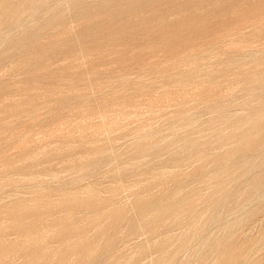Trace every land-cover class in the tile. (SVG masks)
Instances as JSON below:
<instances>
[{
    "label": "rangeland",
    "instance_id": "obj_1",
    "mask_svg": "<svg viewBox=\"0 0 264 264\" xmlns=\"http://www.w3.org/2000/svg\"><path fill=\"white\" fill-rule=\"evenodd\" d=\"M36 1L0 0V264L31 263L41 248L24 251L21 243L35 232L55 253L46 264H264V183L254 189L264 175V130L253 131L260 157L255 148L213 136L216 112L209 104L220 98L230 115L252 116L259 107L243 88L251 85L247 74L264 76V0ZM247 55L259 68L247 58L241 66L230 62ZM190 119L198 122L187 129ZM234 123L219 126L230 133ZM189 136L203 146L187 152ZM219 166L228 181L220 192ZM220 195H227L224 208L210 202ZM172 198L182 210L194 198L200 224L164 210ZM79 236L93 256L65 250L64 239ZM215 238L231 243L225 253Z\"/></svg>",
    "mask_w": 264,
    "mask_h": 264
},
{
    "label": "bare ground",
    "instance_id": "obj_2",
    "mask_svg": "<svg viewBox=\"0 0 264 264\" xmlns=\"http://www.w3.org/2000/svg\"><path fill=\"white\" fill-rule=\"evenodd\" d=\"M26 1V0H25ZM29 1V0H28ZM38 1V0H37ZM36 1V2H37ZM138 1V0H137ZM154 1V0H153ZM157 1H159V0H157ZM240 1V0H239ZM46 2V1H45ZM82 2V1H81ZM150 2V1H149ZM61 3V2H60ZM100 3V2H99ZM111 3V2H110ZM126 3V2H125ZM130 3H131V1H130ZM151 3V2H150ZM155 3V2H154ZM158 3V2H157ZM183 3V2H182ZM28 4H29V2H28ZM40 4V3H39ZM59 4V3H58ZM65 4V3H64ZM73 4V3H72ZM126 4H128V3H126ZM135 4V3H134ZM142 4V3H141ZM169 6V5H168ZM54 7H56V6H54ZM67 8V7H66ZM86 8V7H85ZM54 9V8H53ZM254 9V8H253ZM263 9V8H262ZM43 10V9H42ZM45 10V9H44ZM44 10H43V12H44ZM49 10V9H48ZM73 10V9H72ZM77 10V9H76ZM119 10H121V9H119ZM124 10H126V9H124ZM258 10V9H257ZM41 11V10H40ZM102 11V10H101ZM264 11V10H263ZM10 12V11H9ZM17 12V11H16ZM49 12V11H48ZM46 13V12H45ZM78 13V12H77ZM134 13V12H133ZM31 14V13H30ZM40 14H41V12H40ZM44 14V13H43ZM119 14V13H118ZM42 15V14H41ZM45 15V14H44ZM93 15V14H92ZM120 15V14H119ZM4 16V15H3ZM31 16V15H30ZM105 16V15H104ZM115 16V15H114ZM121 16V15H120ZM156 16V15H155ZM32 17V16H31ZM243 18V17H242ZM32 19V18H31ZM63 19V18H62ZM259 19V18H258ZM5 20V19H4ZM67 20V19H66ZM60 21V20H59ZM65 21V20H64ZM97 21V20H96ZM219 21V20H218ZM239 21V20H238ZM23 22V21H22ZM27 22V21H26ZM54 22H55V20H54ZM67 22V21H66ZM10 23V22H9ZM25 23V22H24ZM53 23V22H52ZM56 23H58V22H56ZM237 23V22H236ZM59 24V23H58ZM63 24V23H62ZM11 25V24H10ZM64 25V24H63ZM72 25V24H71ZM78 25V24H77ZM92 25V24H91ZM90 25V26H91ZM94 25V24H93ZM104 25V24H103ZM134 25V24H133ZM241 25V24H240ZM250 25V24H249ZM17 26V25H16ZM36 26V25H35ZM65 26V25H64ZM79 26V25H78ZM12 27H14V26H12ZM19 27V26H18ZM55 27V26H54ZM57 27V26H56ZM72 27V26H71ZM92 27V26H91ZM236 27V26H235ZM234 27V28H235ZM7 28V27H6ZM64 28V27H63ZM80 28V27H79ZM131 28V27H130ZM221 28V27H220ZM2 29V28H1ZM4 29V28H3ZM36 29V28H35ZM38 29V28H37ZM62 29V28H61ZM61 29H60V31H61ZM112 29V28H111ZM128 29V28H127ZM223 29V28H222ZM240 29V28H239ZM47 30V29H46ZM73 30V29H72ZM92 30V29H91ZM94 30V29H93ZM176 30V29H175ZM198 30V29H197ZM200 30H202V29H200ZM251 30V29H250ZM9 31H12V30H9ZM20 31V30H19ZM34 31V30H33ZM32 31V32H33ZM86 31H87V29H86ZM114 31V30H113ZM233 31H234V29H233ZM42 32V31H41ZM73 32V31H72ZM239 32V31H238ZM4 33V32H3ZM82 33H84V32H82ZM81 33V34H82ZM87 33V32H86ZM102 33V32H101ZM115 33V32H114ZM61 34H63V33H61ZM107 34V33H106ZM110 34V33H109ZM147 34V33H146ZM176 34V33H175ZM229 34V33H228ZM18 35V34H17ZM34 35H37V34H34ZM98 35V34H97ZM104 36H105V34H103ZM112 35H113V33H112ZM5 36V35H4ZM24 36V35H23ZM56 36H57V34H56ZM63 36V35H62ZM83 36V35H82ZM108 36V35H107ZM175 36V35H174ZM196 36V35H195ZM38 37H39V35H38ZM57 37H59V36H57ZM70 37V36H69ZM188 37V36H187ZM201 37V36H200ZM220 37V36H219ZM23 38V37H22ZM24 38H26V37H24ZM50 38V37H49ZM60 38H62V37H60ZM64 38V37H63ZM67 37H65L64 39H66ZM74 38V37H73ZM205 38V37H204ZM218 38V37H217ZM11 39V38H10ZM18 39V38H17ZM35 39V38H34ZM38 39V38H37ZM36 39V40H37ZM63 39V40H64ZM124 39V38H123ZM31 40V39H30ZM56 40V39H55ZM67 40V39H66ZM70 39L68 38V41H69ZM84 40V39H83ZM82 40V41H83ZM85 40H86V38H85ZM95 40V39H94ZM100 40V39H99ZM35 41V40H34ZM59 41V40H58ZM61 41V40H60ZM70 41H72V40H70ZM96 41V40H95ZM199 41V40H198ZM26 42H27V40H26ZM64 42H66V41H64ZM109 42V41H108ZM9 43V42H8ZM30 43V42H29ZM32 43H33V41H32ZM60 43V42H59ZM58 43V44H59ZM67 43V42H66ZM70 43V42H69ZM76 43V42H75ZM83 43V42H82ZM86 43V42H85ZM92 43V42H91ZM17 44H18V42H17ZM21 44H22V42H21ZM57 44V43H56ZM61 44V43H60ZM71 44V43H70ZM78 44V43H77ZM76 44V45H77ZM99 44V43H98ZM155 45H156V43H154ZM153 44V45H154ZM218 44V43H217ZM2 45V44H1ZM10 45V44H9ZM14 45H16V44H14ZM46 45V44H45ZM66 45V44H65ZM69 45V44H68ZM81 45V44H80ZM138 45V44H137ZM169 45V44H168ZM235 45V44H234ZM12 46V45H11ZM25 46V45H24ZM61 46V45H60ZM71 46H72V44H71ZM148 46V45H147ZM178 46V45H177ZM211 46V45H210ZM76 47V46H75ZM156 47V46H155ZM159 47V46H158ZM161 47V46H160ZM159 47V48H160ZM209 47V46H208ZM13 48V47H12ZM58 48V47H57ZM158 48V49H159ZM5 49H8V48H5ZM5 49H4V51H5ZM26 49V48H25ZM48 49V48H47ZM54 49H56V48H54ZM76 49H78V48H76ZM235 49V48H234ZM44 50V49H43ZM50 50V49H49ZM58 50V49H57ZM132 50V49H131ZM134 50H135V48H134ZM175 50V49H174ZM178 50H180V48L178 49ZM7 51V50H6ZM15 51V50H14ZM21 51V50H20ZM23 51V50H22ZM21 51V52H22ZM39 51H41V49L39 50ZM152 51V50H151ZM158 51V50H157ZM184 51V50H183ZM182 51V52H183ZM261 51V50H260ZM44 52V51H43ZM47 52H48V50H47ZM82 52V51H81ZM85 52V51H84ZM132 52V51H131ZM166 51L164 50V54H166L165 53ZM189 52V51H188ZM9 53V52H8ZM17 53V52H16ZM38 53H41V52H38ZM67 53V52H66ZM152 53H154V52H152ZM179 53V52H178ZM29 53H27V55H28ZM45 54H46V52H45ZM75 54H76V52H75ZM79 54V53H78ZM77 54V55H78ZM159 54H160V52H159ZM163 54V53H162ZM179 54H181V53H179ZM17 55V54H16ZM68 55V54H67ZM161 55V54H160ZM168 55V54H167ZM170 55V54H169ZM14 56V55H13ZM38 56V55H37ZM56 56H58L57 55V53H56ZM62 56V55H61ZM76 56V55H75ZM78 56H81V55H78ZM83 56V55H82ZM166 56V55H165ZM165 56H164V58H165ZM16 57V56H15ZM18 57V56H17ZM42 57V56H41ZM40 57V58H41ZM44 57V56H43ZM60 57V56H59ZM5 58V57H4ZM9 58V57H8ZM47 58V57H46ZM65 58V57H64ZM155 58H156V56H155ZM160 58V57H159ZM171 58V57H170ZM251 59L252 60V62H254L255 63V65L259 68V65L256 63V58H255V56L254 55H247V56H245V57H241L240 59H232L230 62L231 63H233V64H235L236 66H241L242 65V63H244V60L245 59ZM2 59V58H1ZM6 59V58H5ZM29 59V58H28ZM32 59V58H31ZM37 59H39V58H37ZM72 60H69L70 62L71 61H73V58H71ZM78 59V58H77ZM76 59V60H77ZM83 59V58H82ZM157 59V58H156ZM156 59H154V60H156ZM163 59V58H162ZM222 59V58H221ZM220 59V60H221ZM60 60V59H59ZM58 60V61H59ZM65 60V59H64ZM64 60H63V62H64ZM76 60H74V61H76ZM100 60V59H99ZM104 60V59H103ZM148 60V59H147ZM178 60V59H177ZM21 61V60H20ZM27 61V60H26ZM45 61V60H44ZM77 61H79V60H77ZM119 61V60H118ZM166 61V60H165ZM184 61V60H183ZM18 62V61H17ZM16 62V63H17ZM35 62V61H34ZM33 62V63H34ZM53 62V61H52ZM60 62H62V60L60 61ZM59 62V63H60ZM68 62V61H67ZM66 62V63H67ZM80 62V61H79ZM149 62V61H148ZM154 62V61H153ZM157 62V61H156ZM155 62V63H156ZM27 63V62H26ZM30 63H32V62H30ZM58 63V62H57ZM78 63V62H77ZM85 63V62H84ZM163 63V62H162ZM22 64V63H21ZM73 64V63H72ZM81 64V63H80ZM164 64V63H163ZM162 64V65H163ZM230 64V63H229ZM252 64V63H251ZM19 65V64H18ZM53 66H54V64H52ZM65 65V64H64ZM63 65V66H64ZM67 65L68 66H71L70 64H68L67 63ZM97 65V64H96ZM101 65V64H100ZM153 65H154V63H153ZM153 65H152V67H153ZM158 65V64H157ZM165 65H166V63H165ZM226 65V64H225ZM31 66V65H30ZM50 66H51V64H50ZM167 66V65H166ZM38 67V66H37ZM76 67V66H75ZM74 67V68H75ZM78 67V66H77ZM76 67V68H77ZM140 67V66H139ZM143 67H145V66H143ZM155 67V66H154ZM14 68V67H13ZM19 68V67H18ZM24 68V67H23ZM69 69L70 68H73V67H68ZM75 68V69H76ZM88 68V67H87ZM150 68V67H149ZM149 68H147V69H149ZM166 68V67H165ZM255 68V67H254ZM9 69V68H8ZM17 69V68H16ZM52 69V68H51ZM51 69H50V71H51ZM63 69H65V67L63 68ZM79 69V68H78ZM93 69V68H92ZM140 69H142V68H140ZM145 69H146V67H145ZM160 69V68H159ZM159 69H157V70H159ZM161 69H162V67H161ZM208 69V68H207ZM5 70V69H4ZM28 70V69H27ZM26 70V71H27ZM33 70V69H32ZM57 70H59V69H57ZM61 70V69H60ZM67 70V69H66ZM151 70V69H150ZM153 70V69H152ZM156 70V71H157ZM195 70V69H194ZM225 70V69H224ZM47 71H49L48 69H47ZM50 71L48 72V73H50ZM65 71V70H64ZM63 71V72H64ZM70 71V70H69ZM147 71V70H146ZM177 71V70H176ZM6 72V71H5ZM12 72V71H11ZM60 72V71H59ZM66 72V71H65ZM81 72V71H80ZM158 72V71H157ZM171 72V71H170ZM179 72V71H178ZM244 72V71H243ZM253 72V71H252ZM47 73V74H48ZM145 73H147V72H145ZM144 73V74H145ZM163 73H164V71H163ZM162 73V74H163ZM168 73V72H167ZM171 73H173V72H171ZM177 73V72H176ZM180 73V72H179ZM11 74V73H10ZM13 74V73H12ZM41 74V73H40ZM39 74V75H40ZM46 74V75H47ZM51 74H52V72H51ZM51 74H49V76L51 75ZM64 74V73H63ZM103 74V73H102ZM150 74H151V72H150ZM155 74V73H154ZM159 74H161V73H159ZM164 74H166V73H164ZM163 74V75H164ZM183 74V73H182ZM8 75V74H7ZM23 75V74H22ZM43 75V74H42ZM45 75V76H46ZM53 75V74H52ZM115 75V74H114ZM156 75V74H155ZM172 75V74H171ZM174 75V74H173ZM12 76V75H11ZM17 76V75H16ZM30 76V75H29ZM41 76V75H40ZM44 75L42 76V78L43 77H45ZM55 76V75H54ZM73 76H74V74H73ZM101 76V75H100ZM103 76V75H102ZM151 76V75H150ZM162 76V75H161ZM175 76V75H174ZM173 76V77H174ZM203 76V75H202ZM31 77V76H30ZM51 77V76H50ZM69 78H71L70 77V75L68 76ZM81 77V76H80ZM88 77V76H87ZM86 77V78H87ZM126 77H127V74H126ZM131 77V76H130ZM145 77H146V75H145ZM144 77V78H145ZM149 77V76H148ZM158 77V76H157ZM163 77V76H162ZM176 77V76H175ZM180 76H178V78H179ZM188 77V76H187ZM246 77H247V80L251 83V85H248V83H247V86H244V88H243V91H245L246 92V94L248 95V97L249 98H251V97H253V98H257L258 100H259V107L258 108H256L255 110V114L254 115H252V116H248V115H245L244 113H236V114H233V115H230L229 113H227V110L223 107V104H222V102H221V100H220V98L218 99V100H214L213 102L214 103H212V102H210L209 104H210V106H212L213 108H214V111L216 112V114H215V116H214V118H213V120H212V123H213V125L211 126L210 125V129H211V131L213 132V136H216V137H219V138H221V139H231V140H234L236 143H237V145L239 146V147H244V146H249L250 148H255V149H257L258 150V141H257V139H256V134H254L253 133V131H257V132H260V131H263L264 130V76H262V75H257V74H255V73H249V74H247L246 75ZM8 78V77H7ZM33 78V77H32ZM36 78V77H35ZM47 79L49 78V77H46ZM54 78V77H53ZM53 78L51 79V80H53ZM92 78H93V76H92ZM98 78V77H97ZM101 78V77H100ZM99 78V79H100ZM152 78V77H151ZM168 78H169V76H168ZM24 79V78H23ZM27 79H29V78H27ZM26 79V80H27ZM46 79V80H47ZM56 79V78H55ZM60 79V78H59ZM73 79V78H72ZM74 79H75V77H74ZM98 79V80H99ZM104 79V78H103ZM159 80H160V77L158 78ZM163 79V78H162ZM172 79V78H171ZM189 79V78H188ZM19 80V79H18ZM42 80V79H41ZM49 80V79H48ZM71 80V79H70ZM83 80V79H82ZM82 80H81V82H82ZM95 80V79H94ZM148 80V79H147ZM173 80V79H172ZM177 80V79H176ZM181 80V79H180ZM16 81V80H15ZM24 81V80H23ZM27 81H29V80H27ZM37 81V80H36ZM43 81V80H42ZM55 81V80H54ZM60 81V80H59ZM62 81V80H61ZM77 81V80H76ZM92 81V80H91ZM97 81V80H96ZM135 81V80H134ZM149 81V80H148ZM152 81V80H151ZM155 81V80H154ZM166 81V80H165ZM247 81V82H248ZM6 82V81H5ZM51 82V81H50ZM56 82H58V81H56ZM78 82V81H77ZM77 82H76V84H77ZM156 82H158L157 80H156ZM170 82V81H169ZM178 82V81H177ZM177 82H175V83H177ZM18 83V82H17ZM45 83V82H44ZM47 83V82H46ZM45 83V84H46ZM64 83V82H63ZM153 83V82H152ZM173 83V82H172ZM181 83V82H180ZM13 84V83H12ZM24 84V83H23ZM48 84V83H47ZM53 84V83H52ZM69 84V83H68ZM72 84H74V83H72ZM102 84V83H101ZM148 84V83H147ZM155 84H157V83H155ZM159 84V83H158ZM160 84H161V82H160ZM170 84H171V82H170ZM174 84V83H173ZM6 85V84H5ZM4 85V86H5ZM31 85V84H30ZM66 85V84H65ZM84 85V84H83ZM124 85V84H123ZM126 85V84H125ZM162 85V84H161ZM166 85V84H165ZM8 86V85H7ZM17 86V85H16ZM21 86V85H20ZM62 86V85H61ZM68 86V85H67ZM89 86V85H88ZM146 86V85H145ZM149 86V85H148ZM155 86V85H154ZM154 86H152L153 88H154ZM162 86H164V85H162ZM167 86H169V83H168V85ZM157 87V86H156ZM155 87V88H156ZM41 88V87H40ZM73 88V87H72ZM86 88V87H85ZM114 88V87H113ZM149 88V87H148ZM147 88V89H148ZM157 88H159V87H157ZM17 89V88H16ZM44 89V88H43ZM70 89V88H69ZM106 89V88H105ZM163 89V88H162ZM7 90V89H6ZM22 90V89H21ZM25 90V89H24ZM48 90V89H47ZM60 90V89H59ZM85 90V89H84ZM145 90V89H144ZM148 91H150L149 89H148ZM141 92H143V91H141ZM3 93V92H2ZM81 95V94H80ZM140 95V94H139ZM73 96V95H72ZM79 96V95H78ZM82 96H84V95H82ZM122 96V95H121ZM93 97V96H92ZM65 98H66V96H65ZM70 98V97H69ZM96 98V97H95ZM104 98V97H103ZM46 99V98H45ZM74 99V98H73ZM61 100V99H60ZM70 100V99H69ZM68 100V101H69ZM78 100H80V99H78ZM235 100V99H234ZM223 101V100H222ZM228 101V100H227ZM78 102V101H77ZM233 102V101H232ZM68 103V102H67ZM76 103V102H75ZM84 103V102H83ZM229 103V102H228ZM16 104V103H15ZM63 104H64V102H63ZM72 104V103H71ZM13 105V104H12ZM96 105V104H95ZM14 106V105H13ZM66 106V105H65ZM226 106V105H225ZM97 107V106H96ZM58 108V107H57ZM62 108V107H61ZM32 110V109H31ZM98 110V109H97ZM59 111V110H58ZM22 112V111H21ZM34 112V111H33ZM240 112V111H239ZM58 114V113H57ZM62 114V113H61ZM172 114V113H171ZM214 114V113H213ZM81 115V114H80ZM67 116V115H66ZM36 117V116H35ZM101 117V116H100ZM201 118V117H200ZM5 119V118H4ZM127 120V119H126ZM230 120H233L235 123V128H234V130L232 131V132H230V133H226L225 131H222L221 130V128H220V124L221 123H223V122H226V121H228V122H230ZM27 121V120H26ZM143 121V120H142ZM24 122V121H23ZM197 120L196 119H190L189 120V122H188V124H186L185 125V127L187 128V129H192V128H194V126H195V124H197ZM16 123V122H15ZM145 123V122H144ZM150 123V122H149ZM152 123V122H151ZM233 123V122H232ZM231 123V124H232ZM18 124V123H17ZM20 124V123H19ZM37 124V123H36ZM226 124V123H225ZM230 124V125H231ZM222 126V125H221ZM227 126V125H226ZM232 127H233V125H232ZM224 128V127H223ZM226 129H228V128H226ZM230 130V129H229ZM106 132V131H105ZM114 133V132H113ZM16 134V133H15ZM176 134V133H175ZM2 136V135H1ZM120 136H122V135H120ZM151 136V135H150ZM116 137V136H115ZM126 137V136H125ZM125 137H124V140H125ZM114 138V137H113ZM138 138V137H137ZM212 139V138H211ZM62 140V139H61ZM68 140V139H67ZM111 140V139H110ZM115 139H113V141H114ZM14 141V140H13ZM37 141V140H36ZM210 141V140H209ZM6 143L5 144H7V141H5ZM11 142H12V140H11ZM61 142V141H60ZM115 142V141H114ZM116 142H118V140L116 141ZM132 142V141H131ZM185 143H184V145H185V150L187 151V152H191L195 147H199V146H203V141L202 140H200V139H196V138H194V137H192V136H189V137H187L186 139H185V141H184ZM17 143V142H16ZM30 143V142H29ZM62 143V142H61ZM216 143V142H215ZM4 144V143H3ZM14 144V143H13ZM54 144H55V142H54ZM114 144V143H113ZM115 144H117V143H115ZM120 144V143H119ZM153 144V143H152ZM156 144H157V146H160V145H162L163 144V141L162 140H158V141H156ZM218 144V143H217ZM28 145V144H27ZM75 145V144H74ZM87 145V144H86ZM122 145V144H121ZM4 146V145H3ZM2 146V147H3ZM8 145H6V147H7ZM29 146V145H28ZM51 146V145H50ZM65 146H67V145H65ZM70 146H72V145H70ZM110 146V145H109ZM5 147V148H6ZM16 147V146H15ZM15 147H13V148H15ZM58 147V146H57ZM69 147V146H68ZM117 147V146H116ZM123 147V146H122ZM121 147V148H122ZM132 147V146H131ZM217 147V146H216ZM4 148V149H5ZM9 148V147H8ZM12 148V149H13ZM16 148H18V147H16ZM49 148V147H48ZM136 148V147H135ZM134 148V149H135ZM223 148V147H222ZM11 149V148H10ZM225 149V148H224ZM26 150V149H25ZM28 150V149H27ZM30 150V149H29ZM93 150V149H92ZM211 150V149H210ZM214 150V149H213ZM11 151H13V150H11ZM14 151H15V149H14ZM17 151V150H16ZM19 151H20V149H19ZM24 151V150H23ZM53 151V150H52ZM55 151V150H54ZM69 151V150H68ZM86 151V150H85ZM108 151V150H107ZM119 151V150H118ZM117 151V152H118ZM130 151H132V149L130 150ZM130 151H129V153H130ZM135 151V150H134ZM217 151V150H216ZM51 152V151H50ZM116 152V153H117ZM14 153H16V152H14ZM65 153V152H64ZM90 153V152H89ZM121 153V152H120ZM125 153V152H124ZM127 154V153H126ZM143 154V153H142ZM210 154V153H209ZM257 154H258V156H260V157H263V153L260 151V150H258L257 151ZM16 155H18V154H16ZM54 155H56L55 153H54ZM54 155H53V157H54ZM118 155V154H117ZM121 155V154H120ZM211 155V154H210ZM217 155V154H216ZM14 156V155H13ZM29 156V155H28ZM19 157H21V156H19ZM18 157V158H19ZM44 157H45V155H44ZM52 157V158H53ZM99 157H100V155H99ZM130 157H132V155L130 156ZM134 157V156H133ZM208 157V155L207 156H203V157H201V160H205L206 158ZM22 159L24 158V156L23 157H21ZM51 158V157H50ZM49 158V159H50ZM105 158V157H104ZM119 158V157H118ZM129 158V157H128ZM111 159V158H110ZM134 159V158H133ZM53 160H55L54 158H53ZM126 160V159H125ZM124 160V161H125ZM40 161V160H39ZM46 161V160H45ZM135 161V160H134ZM137 161V160H136ZM14 162V161H13ZM97 162H98V160H97ZM116 162V161H115ZM209 162V161H208ZM41 163V162H40ZM43 163V162H42ZM47 163V162H46ZM119 163H122V162H119ZM118 163V164H119ZM135 163V162H134ZM188 163V162H187ZM18 164V163H17ZM118 164H117V166H118ZM124 164V163H123ZM122 165V164H121ZM147 165V164H146ZM244 166H247L248 164H243ZM120 166V165H119ZM121 167V166H120ZM127 167V166H126ZM139 167V166H138ZM248 167H249V165H248ZM118 168V167H117ZM122 168H123V166H122ZM136 168V167H135ZM121 169V168H120ZM131 169V168H130ZM141 169H143V168H141ZM213 169V168H212ZM134 170V169H133ZM223 170V167L222 166H219V168L217 169V171H216V173H215V177H216V179H217V181H216V184H215V188H216V190H218V192H220V190H224V188L226 187V184H227V180H225V179H223L222 177H223V172H221ZM121 171H123V170H121ZM125 171V170H124ZM128 171V170H127ZM148 171V170H147ZM119 172V171H118ZM156 172V171H155ZM164 172V171H163ZM169 172V171H168ZM221 172V173H220ZM225 172V171H224ZM148 173V172H147ZM3 174V173H2ZM9 174V173H8ZM54 174V173H53ZM88 174V173H87ZM119 174V173H118ZM171 174V173H170ZM62 175V174H61ZM225 175L230 179V176H229V174H227L226 172H225ZM253 175V174H252ZM9 176H11V175H9ZM51 176V175H50ZM118 176H120V174L118 175ZM126 176V175H125ZM124 176V177H125ZM186 176V175H185ZM12 177V176H11ZM37 177H39V176H37ZM123 176H121V178H122ZM137 177V176H136ZM31 178V177H30ZM41 178V177H40ZM51 178V177H50ZM55 178V177H54ZM120 178V179H121ZM147 178V177H146ZM24 179V178H23ZM102 180V179H101ZM132 180V179H131ZM9 181V180H8ZM22 181V180H21ZM47 181V180H46ZM1 182V181H0ZM12 183V182H11ZM119 183V182H118ZM257 185L255 184V186H254V189L255 190H259V189H261V187L263 186V183H264V175H262V176H260L259 178H257ZM9 184V183H8ZM112 184V183H111ZM102 185V184H101ZM135 186V185H134ZM77 187H78V185H77ZM86 187V186H85ZM130 187V186H129ZM37 188V187H36ZM79 188H80V186H79ZM91 188V187H90ZM123 188V187H122ZM134 188H136V187H134ZM81 189H84V188H81ZM184 189V188H183ZM38 190H40V189H38ZM55 190H57V189H55ZM87 190V189H86ZM97 190V189H96ZM123 190V189H122ZM185 190V189H184ZM3 191V190H2ZM72 191V190H71ZM95 192V191H94ZM124 193V192H123ZM3 194V193H2ZM76 195V194H75ZM75 195H72V194H70V199L71 200H76V197H75ZM82 195V194H81ZM98 195V194H97ZM100 195V194H99ZM2 196V195H1ZM17 196V195H16ZM28 196V195H27ZM120 196V195H119ZM118 196V197H119ZM81 197V196H80ZM94 198H93V200L95 199V198H99V197H97V196H93ZM126 197V196H125ZM5 198V197H4ZM9 198V197H8ZM35 198V197H34ZM114 198V197H113ZM195 198V197H194ZM194 198L192 199V200H190V201H188V203L187 204H189V207L187 208V209H180L179 208V204H176L175 203V201H174V199L172 198L170 201H169V205H165V206H163V209L164 210H168V209H170V210H172V211H178V210H180L185 216H188V217H190V219H189V222L191 223V225H193V226H196V225H199L200 224V221L197 219V217H195L194 216V209L192 208V206H191V204L193 203V201H194ZM226 198H227V195H220V196H217V197H212L211 199H210V202H211V205H213V206H215V207H221V208H224L225 207V205H226ZM18 199V198H17ZM124 199V198H123ZM11 200V199H10ZM22 200V199H21ZM55 200V199H54ZM78 200V199H77ZM96 200V199H95ZM94 200V201H95ZM130 200V199H129ZM128 200V201H129ZM1 201V200H0ZM91 201V200H90ZM108 201V200H107ZM11 202V201H10ZM17 202V201H16ZM15 202V203H16ZM99 202V201H98ZM47 203V202H46ZM72 203V202H71ZM111 203V202H110ZM230 203V202H229ZM73 204V203H72ZM116 205V204H115ZM6 205H4V207H5ZM58 206V205H57ZM13 207V206H12ZM30 207V206H29ZM126 207V206H125ZM146 207V206H145ZM184 207V206H183ZM32 208V207H31ZM152 208H153V206H152ZM8 209V208H7ZM11 210V209H10ZM13 210V209H12ZM95 210V209H94ZM142 210V209H141ZM149 210V209H148ZM205 210V209H204ZM236 210V209H235ZM67 211V210H66ZM97 211V210H96ZM243 211V210H242ZM35 212V211H34ZM76 212V211H75ZM161 212V211H160ZM212 212V210L211 209H208L207 211H206V213L207 214H209V213H211ZM11 213V212H10ZM46 213V212H45ZM51 213V212H50ZM136 213V212H135ZM62 214V213H61ZM60 214V215H61ZM79 214V213H78ZM98 214V213H97ZM151 214V213H150ZM17 215V214H16ZM32 215V214H31ZM81 215H82V213H81ZM232 215V214H231ZM6 216V215H5ZM68 216V215H67ZM95 216V215H94ZM98 216V215H97ZM169 216V215H168ZM14 217V216H13ZM70 217V216H69ZM77 217H78V215H77ZM106 217V216H105ZM113 217V216H112ZM211 217L212 218H215V216H213L212 214H211ZM73 218V217H72ZM82 218V217H81ZM230 218V217H229ZM263 218V217H262ZM79 219V218H78ZM78 219H76V220H78ZM110 219V218H109ZM149 219V218H148ZM18 220H21V218L20 219H18ZM29 220V219H28ZM69 220V219H68ZM82 220V219H81ZM262 220V219H261ZM260 220V221H261ZM8 221V220H7ZM79 221V220H78ZM132 221V220H131ZM137 221V220H136ZM74 222V221H73ZM38 223V222H37ZM76 223V222H75ZM117 223V222H116ZM166 223V222H165ZM260 223V222H259ZM10 224V223H9ZM73 224V223H72ZM103 224V223H102ZM118 224V223H117ZM75 225V224H74ZM256 225V224H255ZM108 226V225H107ZM113 226V225H112ZM121 226V225H120ZM259 226H260V224H259ZM139 227V226H138ZM213 227V226H212ZM211 227V228H212ZM218 227V226H217ZM255 227V226H254ZM65 228V227H64ZM110 228V227H109ZM108 228V229H109ZM123 228V227H122ZM104 229V228H103ZM114 229V228H113ZM257 229V228H256ZM6 230V229H5ZM96 230V229H95ZM141 230V229H140ZM105 231H107V230H105ZM208 231V230H207ZM103 232V231H102ZM108 232V231H107ZM248 232V231H247ZM22 233V232H21ZM39 232H35V233H31V234H27L26 235V237H25V240L21 243V248H22V250H24V251H27L29 248H31V250L32 249H36V248H41L40 249V252H39V254L36 256V257H34L32 260H31V263H28V264H46L44 261L50 256V255H48V254H55V253H53V251H51L49 248H47V247H42V243H43V240L41 239V237H40V235H37ZM68 233V232H67ZM122 233V232H121ZM124 233V232H123ZM50 234H52V233H50ZM109 234V233H108ZM100 235V234H99ZM72 236V235H71ZM102 236V235H101ZM105 236V235H104ZM106 236H107V234H106ZM244 236V235H243ZM17 237V236H16ZM54 237V236H53ZM143 237V236H142ZM204 237V236H203ZM9 238V237H8ZM51 238V237H50ZM89 238V237H88ZM22 239V238H21ZM92 239V238H91ZM196 239V238H195ZM103 240V239H102ZM105 240H106V238H105ZM1 241V240H0ZM44 241H46V240H44ZM136 241V240H135ZM156 241V240H155ZM208 241H209V239L208 238H206L205 239V241H204V243L203 244H207L208 243ZM133 242V241H132ZM190 242V240L189 239H185V240H183V243L184 244H188ZM99 243V242H98ZM123 243V242H122ZM131 243V242H130ZM134 243V242H133ZM215 243H216V246H217V249H219V250H221V249H223V251L222 252H226V250L224 249V248H226V247H228V246H230V242L229 241H227V242H224V243H220L219 242V240L217 239L216 240V238H215ZM116 244H117V242H116ZM55 245V244H54ZM59 245V244H58ZM64 245H65V250H67L68 252H70V250H77V249H80V251H81V255H80V258L82 257V258H89V257H91V255L93 256V250L91 249V246H90V244L89 243H87V240H86V237L85 236H79V238L78 239H76V240H71V238L70 239H64ZM98 245V244H97ZM127 245V244H126ZM154 245V244H153ZM19 246V245H18ZM56 246V245H55ZM125 246V245H124ZM148 246V245H147ZM146 246V247H147ZM49 247V246H48ZM261 247V246H260ZM60 249H61V247H59ZM58 248V249H59ZM101 248V247H100ZM105 248V247H104ZM164 248V247H163ZM57 249V248H56ZM188 249V248H187ZM65 250H64V252H65ZM149 250V249H148ZM207 250V249H206ZM261 250V249H260ZM56 251V250H55ZM111 251V250H110ZM60 252H61V250H60ZM101 252V251H100ZM186 252V251H185ZM250 252V251H249ZM57 253V252H56ZM62 253V252H61ZM264 253V252H263ZM23 254H25V253H23ZM31 254V253H30ZM67 254V253H66ZM259 254V253H258ZM57 255H58V253H57ZM63 255H65V253L63 254ZM231 255V254H230ZM48 256V257H47ZM56 256V255H55ZM4 259L6 260V259H8V254L6 253V254H4ZM47 257V258H46ZM60 257V256H59ZM63 257V256H62ZM67 257H68V255H67ZM74 257V256H73ZM2 258V257H1ZM46 258V259H45ZM58 258V257H57ZM74 258H76V257H74ZM81 258V259H82ZM115 258V257H114ZM236 258V257H235ZM234 258V259H235ZM17 259V258H16ZM27 259V258H26ZM30 259V258H29ZM67 259V258H66ZM99 259H100V257H99ZM160 259L162 260V261H165V262H168L170 259H169V257L167 258V256H166V253L163 251H161V256H160ZM214 259V258H213ZM217 259V258H216ZM237 259V258H236ZM251 259H253V257H251ZM11 260V259H10ZM71 260V259H70ZM95 260V259H94ZM109 260V259H108ZM177 260V259H176ZM14 261V260H13ZM103 261V260H102ZM7 262V261H6ZM16 262V261H15ZM74 262V261H73ZM76 262V261H75ZM119 262H120V260H119ZM150 262V261H149ZM264 262V261H263ZM2 263H5V262H2ZM11 263V262H10ZM27 263V262H26ZM70 263V262H69ZM72 263V262H71ZM98 263V262H97ZM109 263V262H108ZM118 263V262H117ZM144 263V262H143ZM206 263V262H205ZM6 264V263H5ZM21 264V263H20ZM59 264V263H58ZM61 264V263H60ZM63 264V263H62ZM67 264V263H66ZM72 264H74V263H72ZM78 264V263H77ZM88 264V263H87Z\"/></svg>",
    "mask_w": 264,
    "mask_h": 264
}]
</instances>
